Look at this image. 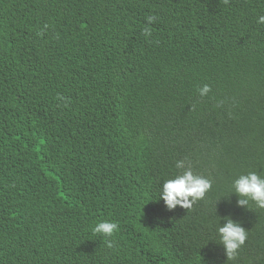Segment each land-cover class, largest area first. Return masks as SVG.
Wrapping results in <instances>:
<instances>
[{"label":"trees","instance_id":"1","mask_svg":"<svg viewBox=\"0 0 264 264\" xmlns=\"http://www.w3.org/2000/svg\"><path fill=\"white\" fill-rule=\"evenodd\" d=\"M260 17L264 0H0V264H264V209L234 189L264 179ZM189 170L211 189L169 211ZM225 217L247 233L231 261Z\"/></svg>","mask_w":264,"mask_h":264},{"label":"clouds","instance_id":"2","mask_svg":"<svg viewBox=\"0 0 264 264\" xmlns=\"http://www.w3.org/2000/svg\"><path fill=\"white\" fill-rule=\"evenodd\" d=\"M227 4L228 0H224ZM155 17L148 18L149 23H153ZM258 23L264 24V17H260ZM146 35H150L149 30H145ZM211 91L208 86H204L200 91L201 97L207 96ZM177 168H183L182 163L176 165ZM211 189V183L192 173L191 170L185 171L183 175L174 180H169L163 184V194L161 199L164 201L166 208L172 211L179 206L184 210H191L193 205L202 200L206 193ZM235 194L239 197L238 206L246 207L249 201L256 204L259 209H264V179H261L255 173L241 176L234 183ZM226 223L223 227H219L218 232L221 237V244L225 249L227 261L237 258L240 248L247 239L246 230L231 218L225 217ZM116 223L102 222L98 224L93 234H101L108 238L113 236L117 230ZM113 245L109 243L107 247Z\"/></svg>","mask_w":264,"mask_h":264}]
</instances>
